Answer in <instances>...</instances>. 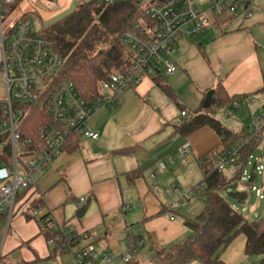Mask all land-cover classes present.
<instances>
[{"label": "crops", "instance_id": "0c3cea01", "mask_svg": "<svg viewBox=\"0 0 264 264\" xmlns=\"http://www.w3.org/2000/svg\"><path fill=\"white\" fill-rule=\"evenodd\" d=\"M71 1L59 0V8L64 10ZM36 2L20 0L16 7L41 20H50L58 10L47 11ZM252 3L250 0L248 5L251 15L244 17L240 12L242 19L234 26L229 23L223 28L217 18L212 25L219 29L218 33L207 35L209 38L197 51L186 52L180 47L184 55L178 53L173 61L175 78L182 75L178 72L182 66L195 84V94L183 99L185 104L177 98L178 120L180 107L188 112L202 107L207 91L215 90L219 82L229 96L250 95L262 86L264 5ZM236 14H226L222 25L227 26ZM0 84L4 87L1 74ZM174 92L182 98L179 90ZM262 95H253L249 100ZM170 103L174 104L151 77L143 79L121 93L113 107H101L93 113L88 127L98 134L96 140L79 138L74 148L59 153L32 177L30 192L41 200L42 215L47 214L65 234L72 231L78 236L71 250L55 251L40 233L36 220L24 217L15 220L13 236L6 235L3 240L0 236L2 251L18 264H75L73 253L91 245L93 254L83 264H108L129 250L133 262L150 264L157 248L184 238L189 230L181 217L196 216L204 204L200 198L186 202L177 184L184 189L182 177L187 172L191 181L186 187L196 194L192 185L198 172L189 158L202 153L200 141L211 140V129L202 127L187 137L176 134L173 124L178 120L167 119ZM184 142L189 143V148L193 146L189 156L179 152ZM220 145L221 142L216 147ZM120 149L127 152H119ZM159 163L164 167L159 169ZM128 174H133L132 179ZM167 190L171 192L168 194ZM80 197L89 201L82 217L76 215ZM132 241L135 245L130 249ZM244 246V235H237L222 250L220 260L223 264H247ZM189 264L202 263L195 259Z\"/></svg>", "mask_w": 264, "mask_h": 264}, {"label": "built area", "instance_id": "2783aa9c", "mask_svg": "<svg viewBox=\"0 0 264 264\" xmlns=\"http://www.w3.org/2000/svg\"><path fill=\"white\" fill-rule=\"evenodd\" d=\"M248 1V2H247ZM35 0H30L34 3ZM114 4L129 2L139 9L140 21L122 34V41L132 52L130 66L122 72L110 73L100 82L98 94L92 101L82 98L73 82L61 73V58L54 50L52 42L33 30L29 15L19 12L3 28V16H9L16 8V0H0V74L4 84V96L0 98V236L3 240L8 233L16 207L27 209L32 199L27 201L26 190L33 186L32 172L42 170L59 153L66 151L79 138L96 140L98 134L88 127L93 113L101 107H113L121 93L133 89L143 79L155 74L170 75L175 64L170 59V51L185 35L193 34L226 14L242 12L249 17L250 0H101ZM40 103L48 111L49 119L38 128V139L33 148L21 145L17 131L20 104ZM249 106V98L233 102ZM184 116V111L180 112ZM264 113L253 116V126L249 133L260 126ZM30 144V140H26ZM245 139L235 141L217 160L216 167L224 170L236 162L239 149ZM181 155L189 152V143L179 147ZM19 156L24 158L20 161ZM264 156V155H263ZM164 164L159 163V169ZM260 170L262 166L257 167ZM154 177V174L152 175ZM261 199V190L250 187ZM168 194L171 190L166 191ZM85 202L78 200V207ZM40 205L28 210L31 218L42 216ZM44 226L56 234L47 240L51 246L60 243L63 252L71 250L76 236L72 231L65 234L48 218ZM82 237L86 234H82ZM131 246L135 244L129 242ZM140 244V243H139ZM93 254L91 245L73 253L75 264H83ZM109 255V254H108ZM108 255L106 257L108 258ZM125 263H133L132 250L122 256ZM0 264H18L2 251L0 241Z\"/></svg>", "mask_w": 264, "mask_h": 264}, {"label": "trees", "instance_id": "16d2710c", "mask_svg": "<svg viewBox=\"0 0 264 264\" xmlns=\"http://www.w3.org/2000/svg\"><path fill=\"white\" fill-rule=\"evenodd\" d=\"M19 1L16 0V3ZM140 19L139 9L133 3L107 4L98 3L97 0H79L72 12L43 25L39 34L52 42L54 50L60 56L62 75L68 77L79 95L90 102L98 94L101 81L110 73L122 72L130 66L132 52L121 37ZM261 74L262 86L250 95L229 96L219 82L207 109L199 107L188 112L180 107L185 115H180L178 122L173 124L176 134L187 137L202 127H208L219 137L221 145L197 158L202 178L193 189L204 205L196 216L181 217V222L189 233L171 246L157 248L150 264H189L195 259L202 264H223L219 258L220 253L239 234L245 237V254L260 256L259 264H264V215L248 219L221 194L224 191L238 202H244L248 198V191L239 189V183L254 148L264 138V119L251 134L246 129L235 132L223 125L217 117L219 110L235 101L264 94V69ZM151 79L168 100L180 106L174 90L166 83L164 74L152 75ZM20 109L17 125L20 144L33 148L38 139V128L49 119L48 111L37 102L21 103ZM242 138L245 143L239 149L232 173L227 175L224 170L216 167V162L235 141ZM26 140H30V144ZM77 143L78 140L68 149L74 148ZM119 152L127 150L120 149ZM128 177L132 179L133 174H128ZM233 183H237L234 190H224ZM31 189L32 187L23 194L27 193V201L32 199L24 210L27 219H31L28 210L42 205L40 199L33 198ZM47 217L44 214L35 218L39 231L46 240L56 234L44 226L43 219ZM54 250L63 252L59 242Z\"/></svg>", "mask_w": 264, "mask_h": 264}, {"label": "rangeland", "instance_id": "374dc122", "mask_svg": "<svg viewBox=\"0 0 264 264\" xmlns=\"http://www.w3.org/2000/svg\"><path fill=\"white\" fill-rule=\"evenodd\" d=\"M78 1L79 0H72L70 4L67 7H65V9L63 10L61 9V7L59 8L60 6L59 0H50L48 4L45 3L43 0H37L35 5H37L40 8H44L47 11H55V9L56 10L58 9V10L56 11L55 15L51 17L50 20H41L37 15H30L29 17L31 18L32 23H33V30L36 33L40 32L43 25L48 24L54 20H57L66 14H69L70 12L73 11L75 4ZM84 1H88V0H84ZM252 1H253L252 3L253 6L256 5L260 7L264 5V0H252ZM97 2L100 3L101 0H97ZM207 3H208V0H202L200 4L207 5ZM236 13L237 14L235 15V18L231 22H228L227 26H224L225 24L222 25V21L223 19H225L227 15H223L222 17H220L218 21L221 24V26L223 28L224 27L227 28L229 27L228 26L229 23H230V26H234V24L239 22L242 19L241 16H239L240 11ZM18 14H19V10L16 7L14 10H12V13L9 16H3V28H6L8 21L18 16ZM218 31L219 29L217 27L210 24L207 27L193 34L183 36L180 39V41L172 47L170 51L171 61L172 62L175 61V57L177 56V54L182 52L180 51V47H184L186 52L197 51L198 48H200L201 46L200 44L206 42L207 38H209V37H206L207 35L210 34L211 36L213 35V33L216 35ZM180 54L184 55L183 52ZM181 67L182 66L178 68L179 70L178 72L182 74L180 78H177V77L175 78V72L172 75H165L166 83L168 85H171L174 91L175 90L180 91V93L178 94H180L182 98L177 97L178 102L180 104L185 102L183 99L189 98V96L190 98H193L192 96L195 94L194 92L195 90H193V86L195 85L194 82L190 78V75L187 74V72H185L184 70H182ZM3 89L4 87H2L0 84V96H1L0 98H2V96L4 95ZM200 97H202V91L200 92ZM169 111L170 113L168 114L167 119L175 118L174 119L175 121L178 120L179 108L176 107L175 104H171V103L169 104ZM261 113H264V95L259 96L255 99H252L249 106L242 104V102L240 103L239 107H234L233 104H230L227 107L219 110L217 112V117L220 119L222 124L225 125L226 127L232 129L235 132H241L243 129L248 130V127L253 126V120H252L253 116L259 115ZM209 131L211 133V140L209 139L203 143L200 141V145H202L200 149L203 150L201 151L202 153H199L196 155L194 154L190 156L189 158L190 162L192 163V165H194L195 169L198 172L196 176L194 175L193 177L194 181H193L192 186L198 185V183L201 181V178H202L200 169L197 164V159H196L197 156H200L202 154L205 155V153L207 154L215 150L217 148L216 144L220 143L219 138L211 130ZM192 149H193V146L191 145V147L189 148L190 152ZM263 155H264V138L254 148L248 160V163L244 169L242 181H240L239 183V189L248 191V198L244 202H238L230 194L224 191H221V194L231 204H234V206H236L241 211V213H243L245 217L248 219H252L253 217L264 215V156ZM187 156H183V157H187ZM19 159L20 161L24 160V158H22L21 156H19ZM259 166H262L263 169L260 170L259 168H257ZM232 169H233L232 166L227 165L224 168V173H226L227 175H230L232 173ZM37 171H40V170H34L32 172V177L36 176ZM182 178H183L182 183L185 185L184 189L182 188L181 185L179 184L177 185L180 188V192L184 196H186L185 201L188 202V201H193V200H196V201L199 200L197 195L192 190H190V187L189 188L186 187V185L187 184L189 185L191 181V177H188L187 172H185ZM251 186H254L255 188H258L261 190V194L263 196L261 199L256 195L255 191H252V192L250 191ZM24 217H25V213L22 211V209L19 206L16 207L14 216L10 224L11 228L10 230H8V233H7L8 237L13 236L14 234L13 225H14L15 220L19 218L24 219ZM31 220L34 221L33 218H31ZM247 259H248L247 264H259L260 256L248 255ZM108 264H127V263H125L122 260V257H117V258H114L112 261H110Z\"/></svg>", "mask_w": 264, "mask_h": 264}, {"label": "water", "instance_id": "95a60500", "mask_svg": "<svg viewBox=\"0 0 264 264\" xmlns=\"http://www.w3.org/2000/svg\"><path fill=\"white\" fill-rule=\"evenodd\" d=\"M213 93H214V90L211 89L207 91V93L205 94V98L202 103V107L204 109H207L209 107ZM236 186H237V183H233L232 185H228L227 187H225L224 190H234ZM88 205H89V201H86L84 205L78 209V211L76 212V215L78 217H82Z\"/></svg>", "mask_w": 264, "mask_h": 264}]
</instances>
